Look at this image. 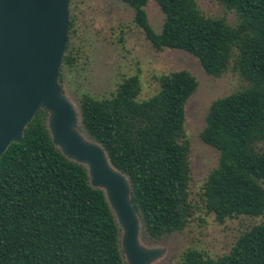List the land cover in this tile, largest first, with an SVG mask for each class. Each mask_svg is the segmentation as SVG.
I'll return each mask as SVG.
<instances>
[{
  "label": "trees",
  "instance_id": "obj_1",
  "mask_svg": "<svg viewBox=\"0 0 264 264\" xmlns=\"http://www.w3.org/2000/svg\"><path fill=\"white\" fill-rule=\"evenodd\" d=\"M123 1L156 49L187 51L213 76L234 59L249 86L217 99L207 115L202 139L221 157L205 184L206 208L220 223L264 215V0H220L237 12L236 26L206 17L197 0H157L165 14L159 33L145 9L149 0ZM63 64H76L69 45ZM159 82L160 91L140 101V77L130 76L111 97L84 93L79 105L84 130L129 176L142 233L150 240L182 231L193 213L189 144L182 138L186 103L198 81L181 70ZM47 118L40 109L24 140L0 159V264H127L104 191L53 143ZM181 264H264V221L241 235L229 254L213 259L189 249Z\"/></svg>",
  "mask_w": 264,
  "mask_h": 264
},
{
  "label": "rangeland",
  "instance_id": "obj_2",
  "mask_svg": "<svg viewBox=\"0 0 264 264\" xmlns=\"http://www.w3.org/2000/svg\"><path fill=\"white\" fill-rule=\"evenodd\" d=\"M197 4L206 17L225 18L231 26L239 22L237 12L220 0H197ZM70 9L73 32L69 34L68 45L76 64L72 67L63 64L62 84L78 108L84 93L97 98L111 97L118 85L130 76L140 77V101L160 91L162 75L187 70L196 77L198 87L186 103L182 138L189 144V201L193 213L182 231L160 240L144 238L143 243L165 249L164 256L154 264H181L189 249L200 250L213 259L229 254L241 235L264 221V215H239L220 223L215 213L207 210L205 184L219 166L221 152L202 139V132L212 104L244 90L249 82L234 68V59L227 71L213 76L187 51L156 49L136 24L134 8L123 0H71ZM145 9L153 29L161 32L165 14L157 0H149ZM261 183L264 187V181Z\"/></svg>",
  "mask_w": 264,
  "mask_h": 264
},
{
  "label": "water",
  "instance_id": "obj_3",
  "mask_svg": "<svg viewBox=\"0 0 264 264\" xmlns=\"http://www.w3.org/2000/svg\"><path fill=\"white\" fill-rule=\"evenodd\" d=\"M70 26V0H0V159L12 143L24 140L26 128L45 110L53 143L68 159L83 164L90 184L104 191L121 229L126 263L154 264L165 249L143 243L129 176L90 138L80 106L64 91Z\"/></svg>",
  "mask_w": 264,
  "mask_h": 264
}]
</instances>
